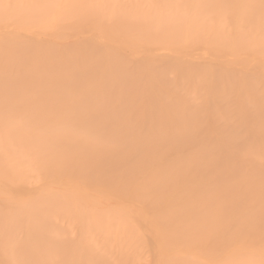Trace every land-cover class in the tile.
<instances>
[{
	"label": "bare ground",
	"instance_id": "obj_1",
	"mask_svg": "<svg viewBox=\"0 0 264 264\" xmlns=\"http://www.w3.org/2000/svg\"><path fill=\"white\" fill-rule=\"evenodd\" d=\"M0 264H264V0H0Z\"/></svg>",
	"mask_w": 264,
	"mask_h": 264
}]
</instances>
